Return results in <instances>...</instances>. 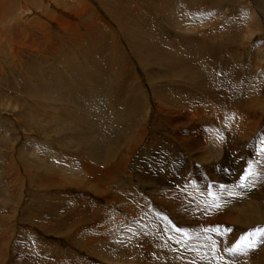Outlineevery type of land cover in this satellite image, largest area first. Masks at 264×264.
Here are the masks:
<instances>
[{
    "label": "rangeland",
    "instance_id": "rangeland-1",
    "mask_svg": "<svg viewBox=\"0 0 264 264\" xmlns=\"http://www.w3.org/2000/svg\"><path fill=\"white\" fill-rule=\"evenodd\" d=\"M31 2L70 25L0 38V264H264L229 251L264 229V0Z\"/></svg>",
    "mask_w": 264,
    "mask_h": 264
},
{
    "label": "bare ground",
    "instance_id": "bare-ground-1",
    "mask_svg": "<svg viewBox=\"0 0 264 264\" xmlns=\"http://www.w3.org/2000/svg\"><path fill=\"white\" fill-rule=\"evenodd\" d=\"M2 1V0H1ZM28 1V2H27ZM45 2H47V4L49 6H51V4L56 3L57 0H44ZM100 2V1H99ZM115 2V0H114ZM32 5L31 0H26L25 3V7H24V14H29L32 15L33 13H36L39 15V18L36 16H33L31 18H24L23 17V21H22V26H20L21 21L18 20V17H10L8 20V26H6L7 28H0V38L2 35H4L5 37H8V29H11L14 27V31L15 34H17L19 39H14L13 40V45L12 48L6 47L7 45H3L4 47H6L7 49H11V56H16L18 52H22V53H27L28 56H33L37 53H40L39 51H41V49H47L48 47H51V45L56 44L54 42V40L52 39V36L50 35V33L48 32V29L46 27H44L45 24H47L48 22L45 20L49 21L50 23H53L56 27H58L60 29L61 32H67L69 30V28L67 26H69V23H66V25L62 22H57L58 18L57 16L63 13H67V11L65 9H63L61 6L60 7H55V13L58 12L59 14H55L54 12H51V10L49 11H44V13L42 11H36V6L35 9H33L34 7H31L30 4ZM102 3V2H101ZM4 4H6V2L4 1ZM3 4V5H4ZM36 4V3H35ZM68 4V2H67ZM162 4V3H161ZM43 6V4H41ZM41 5H39L41 7ZM105 5V4H104ZM44 6H47L44 4ZM110 6V5H109ZM115 6V5H113ZM111 7V6H110ZM4 8V7H3ZM6 8L8 9V6H6ZM44 7H42L43 9ZM49 8V7H47ZM13 9V8H12ZM15 9V8H14ZM51 9V7H50ZM87 10V9H86ZM53 11V9H52ZM15 12V11H14ZM7 13H9L8 11H5L2 9V4L0 3V17H4V15H6ZM32 13V14H31ZM71 13V12H70ZM75 13V12H74ZM20 15V13H18ZM73 14V13H72ZM8 15V14H7ZM34 15V14H33ZM70 15V14H69ZM72 17V15L70 16ZM74 17V16H73ZM57 18V20H56ZM45 19V20H44ZM60 19H63L62 15L60 16ZM65 19V18H64ZM15 25V26H14ZM50 26V25H49ZM9 27V28H8ZM35 31H38V35L40 36L39 39H37L38 37L35 34ZM41 35H40V34ZM11 35V34H10ZM13 39V37H12ZM4 40V39H2ZM5 43V41H3ZM2 45V44H1ZM3 47V49H4ZM11 47V46H10ZM2 49V51H3ZM196 49V48H194ZM1 51V50H0ZM6 51V49H5ZM49 51V50H48ZM8 52V51H7ZM45 52V51H44ZM6 53V52H5ZM3 55V53H1ZM204 54V53H203ZM20 55V54H19ZM46 54H44L43 56H45ZM7 56V55H5ZM9 56V55H8ZM197 56V55H196ZM12 58V57H11ZM9 59V58H7ZM16 59V57H15ZM15 62V61H14ZM10 63V62H8ZM14 64V63H13ZM59 80V79H58ZM50 83V82H49ZM57 83V82H56ZM63 83V82H62ZM60 84V82H59ZM61 85V84H60ZM50 86V85H49ZM66 87V86H65ZM37 89V88H36ZM67 89V88H66ZM51 91V90H50ZM28 92V91H27ZM39 91H37L38 93ZM33 94V93H32ZM37 98V97H36ZM40 98V97H39Z\"/></svg>",
    "mask_w": 264,
    "mask_h": 264
},
{
    "label": "snow or ice",
    "instance_id": "snow-or-ice-1",
    "mask_svg": "<svg viewBox=\"0 0 264 264\" xmlns=\"http://www.w3.org/2000/svg\"><path fill=\"white\" fill-rule=\"evenodd\" d=\"M250 174H251L250 172H246L245 176L241 177V181H244L246 176H248ZM178 231H179V229H178ZM254 237H255V239H254ZM260 240H264V229L257 228L255 230H252V231L246 233L245 236H242L240 241H238L237 244L234 245L232 249H229V251H233V252L241 251L242 252V251H246L248 249H253L257 246V244ZM245 241H246V243L242 247L241 242H245Z\"/></svg>",
    "mask_w": 264,
    "mask_h": 264
},
{
    "label": "crops",
    "instance_id": "crops-1",
    "mask_svg": "<svg viewBox=\"0 0 264 264\" xmlns=\"http://www.w3.org/2000/svg\"><path fill=\"white\" fill-rule=\"evenodd\" d=\"M240 123V126L242 124V122H239ZM198 156H200L201 158H203V155H200V153H198Z\"/></svg>",
    "mask_w": 264,
    "mask_h": 264
}]
</instances>
